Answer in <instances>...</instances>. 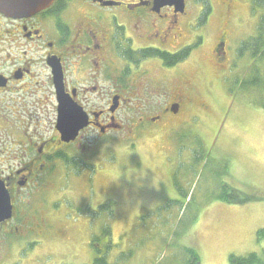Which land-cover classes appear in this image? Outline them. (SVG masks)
Wrapping results in <instances>:
<instances>
[{
	"label": "flooded vegetation",
	"instance_id": "obj_1",
	"mask_svg": "<svg viewBox=\"0 0 264 264\" xmlns=\"http://www.w3.org/2000/svg\"><path fill=\"white\" fill-rule=\"evenodd\" d=\"M252 2L55 0L30 16L0 11V264L33 257L68 168L95 165L113 138L134 145L210 112L231 51L256 48V36L240 37ZM93 242L92 256L106 252L108 237Z\"/></svg>",
	"mask_w": 264,
	"mask_h": 264
},
{
	"label": "rangeland",
	"instance_id": "obj_2",
	"mask_svg": "<svg viewBox=\"0 0 264 264\" xmlns=\"http://www.w3.org/2000/svg\"><path fill=\"white\" fill-rule=\"evenodd\" d=\"M245 7L240 37H261L259 53L231 51L210 112L178 119L176 128L156 129L134 145L113 138L98 150L96 166L58 176L50 191L57 217L33 237L34 255L24 264H93L89 240L99 242L106 227L111 264H184L185 247L201 264H230V255L264 250V8ZM224 185L247 200L217 199ZM122 253L129 257L119 261Z\"/></svg>",
	"mask_w": 264,
	"mask_h": 264
},
{
	"label": "trees",
	"instance_id": "obj_3",
	"mask_svg": "<svg viewBox=\"0 0 264 264\" xmlns=\"http://www.w3.org/2000/svg\"><path fill=\"white\" fill-rule=\"evenodd\" d=\"M253 2L255 4H259L261 7L264 8V0H253ZM261 39L262 38L260 37L259 40H257V41L260 43L262 41ZM256 47H257V45H256ZM249 50H251V49H249L247 47V49H242L239 53L243 54L244 52L249 51ZM252 53H253V56H256L259 53V49L252 50ZM250 81L243 83L242 86L245 88V87L251 85ZM255 83H256V81L253 82V84H255ZM244 85H247V86H244ZM198 159H199L198 157H195V160H198ZM222 190H223V192L220 193L217 197V199H219L221 201L230 202V203H242L245 200H247L246 196H244L242 193L235 191L226 185L223 186ZM103 232H104L103 233L104 236L107 237L109 235V231H108L107 227L103 229ZM258 237H259V241L264 240V229H261L258 232ZM111 242L113 244V241L111 240L106 247V252H104L103 254H101L99 252V250L96 251V254L94 255V258H93V264H111L108 261L109 254L111 252V250H110L111 246L110 247H108V246L111 245ZM183 249L185 251V259H186L184 264H201L200 255L198 254V252L196 250L189 248V247H185ZM131 254L132 253L130 251L128 255L130 256ZM129 256H126L124 253H122L121 259L119 258L120 259L119 261L125 260ZM229 261H230V264H264V250L261 253H254L253 252V253H249V254L244 255V256L230 255ZM116 264H120V263H116ZM181 264H183V263H181Z\"/></svg>",
	"mask_w": 264,
	"mask_h": 264
},
{
	"label": "water",
	"instance_id": "obj_4",
	"mask_svg": "<svg viewBox=\"0 0 264 264\" xmlns=\"http://www.w3.org/2000/svg\"><path fill=\"white\" fill-rule=\"evenodd\" d=\"M55 0H0V11L10 17H25L47 9Z\"/></svg>",
	"mask_w": 264,
	"mask_h": 264
}]
</instances>
